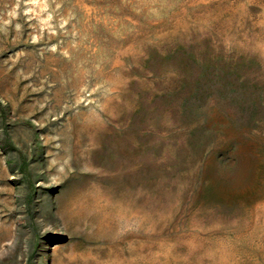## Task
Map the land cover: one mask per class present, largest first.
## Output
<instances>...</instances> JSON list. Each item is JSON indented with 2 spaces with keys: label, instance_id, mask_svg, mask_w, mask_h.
<instances>
[{
  "label": "rangeland",
  "instance_id": "1",
  "mask_svg": "<svg viewBox=\"0 0 264 264\" xmlns=\"http://www.w3.org/2000/svg\"><path fill=\"white\" fill-rule=\"evenodd\" d=\"M263 163L264 0H0V264H264Z\"/></svg>",
  "mask_w": 264,
  "mask_h": 264
},
{
  "label": "bare ground",
  "instance_id": "2",
  "mask_svg": "<svg viewBox=\"0 0 264 264\" xmlns=\"http://www.w3.org/2000/svg\"><path fill=\"white\" fill-rule=\"evenodd\" d=\"M257 176V175H256ZM261 176L263 177L264 179V163L262 164L261 166Z\"/></svg>",
  "mask_w": 264,
  "mask_h": 264
}]
</instances>
